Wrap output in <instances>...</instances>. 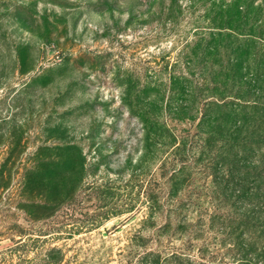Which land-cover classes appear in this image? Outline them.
I'll return each mask as SVG.
<instances>
[{
  "label": "rangeland",
  "instance_id": "obj_1",
  "mask_svg": "<svg viewBox=\"0 0 264 264\" xmlns=\"http://www.w3.org/2000/svg\"><path fill=\"white\" fill-rule=\"evenodd\" d=\"M216 10L264 0H0V264L184 258L169 210L207 179L176 174L169 193L182 142L167 133L181 105L168 75ZM53 164L54 177L29 174ZM51 200L47 212L29 207Z\"/></svg>",
  "mask_w": 264,
  "mask_h": 264
},
{
  "label": "trees",
  "instance_id": "obj_2",
  "mask_svg": "<svg viewBox=\"0 0 264 264\" xmlns=\"http://www.w3.org/2000/svg\"><path fill=\"white\" fill-rule=\"evenodd\" d=\"M214 20L191 58L168 75L181 105L169 109L167 133L173 144L182 142L172 154L179 167L171 170L169 193L176 192V174L187 182L193 174L207 179L189 189L186 204L169 210L186 234L184 258L171 264H264V10H216ZM50 169L29 174L45 180L60 167ZM155 195L148 189L145 199L154 202ZM52 201L29 207L47 212L58 204Z\"/></svg>",
  "mask_w": 264,
  "mask_h": 264
}]
</instances>
